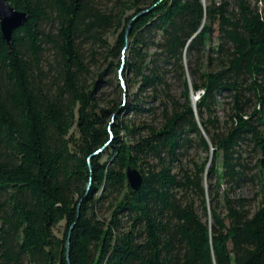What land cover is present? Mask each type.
I'll return each instance as SVG.
<instances>
[{"label":"trees","instance_id":"16d2710c","mask_svg":"<svg viewBox=\"0 0 264 264\" xmlns=\"http://www.w3.org/2000/svg\"><path fill=\"white\" fill-rule=\"evenodd\" d=\"M116 3L9 1L26 20L9 43L0 29V264H264V0ZM87 44L128 53L116 66L135 89L109 109ZM159 110V126L139 120Z\"/></svg>","mask_w":264,"mask_h":264},{"label":"rangeland","instance_id":"374dc122","mask_svg":"<svg viewBox=\"0 0 264 264\" xmlns=\"http://www.w3.org/2000/svg\"><path fill=\"white\" fill-rule=\"evenodd\" d=\"M95 3L97 6H101L103 9H115L118 4L116 3V0H95ZM130 13V11H128ZM117 36L116 31H111L108 34H104V37L107 38L108 43L110 45L114 44L115 38ZM90 47L89 45L83 46V51L86 55L87 62L90 63V71L91 74L89 76L88 81L91 82L92 80L95 81L96 84H94V91L93 94L95 98L97 99V104L103 108L109 109L111 106H114V102L118 100H122V98H128L130 92H132L135 89V86L131 84L129 80L130 75L128 73L124 74V71H117V63L119 59L127 58L128 53L126 50H120L118 53L115 54V56L109 57L108 59L104 60L100 54L95 56L93 59L90 58ZM111 63L109 65L108 63ZM52 63L50 56H47L45 59V67L46 69H51V65H48ZM53 64V63H52ZM102 72V77L99 79L98 74ZM124 74L123 77L118 76L119 74ZM50 77V82L48 84V87L50 90L54 89L56 87V83H52V77ZM131 84V85H130ZM93 88V87H92ZM179 87L176 91L179 94ZM196 97L198 99L199 94H192V100L193 97ZM196 99V100H197ZM179 102H181L179 100ZM110 113L105 118L106 122H110ZM141 123H144L145 125L150 124L153 126H159L163 118L161 116V110H159L154 117L150 118H143L141 117L139 119ZM264 130V126H263ZM74 134H76V130L73 129ZM120 137H125L123 134H120ZM104 157V156H103ZM205 157V153L200 149V147H192L190 149H187V151H184L182 155H180L179 160L174 163V166L176 167V170L179 168H191L192 164L194 162L200 163L203 161ZM224 189V186L221 185V190ZM253 191L250 187L244 188L240 191L236 192V196L243 195L250 197L252 196ZM118 196L115 194L108 197L107 199H104L99 203V207L97 208V215L100 220L104 222H108L113 215L114 207L116 206L117 202L119 201ZM122 227L124 230L128 229L131 225V221L129 218H127L124 215H120ZM65 227V222L61 221L54 227V232L56 235L61 236Z\"/></svg>","mask_w":264,"mask_h":264},{"label":"water","instance_id":"95a60500","mask_svg":"<svg viewBox=\"0 0 264 264\" xmlns=\"http://www.w3.org/2000/svg\"><path fill=\"white\" fill-rule=\"evenodd\" d=\"M10 0H0V29L5 40L9 43L11 35L15 29L20 27L26 20V15L15 10L10 4ZM197 98L193 97V106ZM127 182L132 190H138L142 177L136 168L127 166L125 170Z\"/></svg>","mask_w":264,"mask_h":264}]
</instances>
